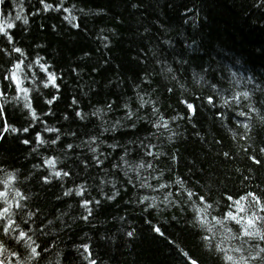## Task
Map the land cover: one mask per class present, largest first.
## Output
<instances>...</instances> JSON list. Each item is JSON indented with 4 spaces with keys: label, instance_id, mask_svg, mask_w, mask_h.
I'll return each mask as SVG.
<instances>
[{
    "label": "trees",
    "instance_id": "trees-1",
    "mask_svg": "<svg viewBox=\"0 0 264 264\" xmlns=\"http://www.w3.org/2000/svg\"><path fill=\"white\" fill-rule=\"evenodd\" d=\"M49 2H53L55 7L56 0ZM74 2L89 12L87 17L79 12L75 13L76 22L81 25L78 30L72 29L57 13L33 16V5L39 7L37 0H25L24 14L29 17V25L17 22V39L24 47L26 55H43L52 65L51 70L59 77L61 91L57 95L61 98L52 106L55 115L43 119L62 130L80 133V139L75 141L77 144L81 139H88L85 133H98L101 130V120L91 117L88 122L75 118L71 104L74 98L80 101L77 110L90 113L96 108H103L105 101L118 100L123 104L129 97L135 98V85L139 84L141 95L157 101V106L165 115L172 116L177 112L183 114V111H186L184 105L177 102L178 97L211 94L205 81L196 83L192 75L194 72L204 75L208 82L215 80L222 89H232L236 82L243 88L247 78L251 76H255L257 80L264 78V54H261V49H264V13L249 8L251 0H142L139 11L131 9L128 0ZM170 4H175L176 7H171ZM185 5L193 8L190 14L192 16L202 9L199 11V19L184 24L181 12L184 11ZM100 10L108 11L110 15L91 14ZM3 11L15 14V10L11 8V0H8V6H5ZM193 23L197 27H193ZM53 25L56 26V31L52 30ZM165 38L172 41L171 49L161 43ZM193 39L199 40L203 45L196 52L185 48V44ZM105 43L108 48L104 47ZM37 44L44 47L37 48ZM149 48L159 50V59L166 60L167 64L173 67L179 83L171 80V74H159L160 65L151 56ZM138 58H142L144 62L141 63ZM180 58L186 59L188 63H176ZM209 67L216 71L205 73L203 69ZM73 68L77 71H72ZM232 73L236 74L235 78ZM146 74L147 79L151 81L150 85L140 82ZM180 84H183L184 88H181ZM26 86L31 87L27 82ZM168 87H174L175 94L168 93ZM47 92L48 90L40 86L39 91L32 93L37 97L34 103L41 115L48 109L42 98V93ZM85 93L88 95L85 96ZM259 99L264 97L257 93L254 103ZM196 103L198 105L199 101ZM9 109V119L13 123H26L21 111L22 105H10ZM143 111L141 110L142 113ZM64 114H70L73 119L63 120ZM123 115V110L117 109L104 119L112 122ZM195 122L197 127L193 128L188 121H179L176 130L182 132L183 137L178 146L184 160L179 167L174 166L173 178L179 173L190 182V186L196 180L210 184L214 199L219 198L225 191L244 195L250 190L264 195V167L253 165L247 159L248 153L244 151L253 141H256L255 149L261 146L259 142L264 141V125L256 123L253 140L245 141L240 139L244 132L242 128H236L232 124L229 130L218 121L214 122L211 110L201 108ZM224 123L228 124V121ZM197 132L204 137L203 140L198 138ZM233 132L236 133V138H233ZM143 134L142 127L140 135ZM44 135L47 137L49 134ZM31 138L30 136L29 139ZM116 138L121 143H127L132 137L122 131L116 134ZM104 139L106 143L113 142L110 133L105 134ZM214 139L222 140V145L214 143ZM25 147L12 143L10 138L9 143L0 150V155L3 156L0 166L8 168L9 171L19 169L21 181L32 173L33 164L40 162V158L35 154L30 155V148L25 151ZM42 151L51 154L48 149ZM223 151L230 152L227 159L223 157ZM79 153L78 149L77 155ZM57 155L63 158L59 150ZM85 155L91 154L85 149ZM193 162L196 167L190 174L189 169L192 168ZM244 176L248 177L247 181L243 179ZM102 179L109 183L101 185ZM76 180L89 186L92 197L101 199H104L99 191L101 187L106 193H110L111 181L116 180L118 184H123L122 175L117 179L104 170L98 172L96 168L87 172L81 171ZM19 186L33 195L31 203L34 206L39 205L43 217L53 219L52 231L58 233L57 245L62 249L61 264H81L74 248L82 242L91 245L97 264H175L176 252L168 240L176 242L177 246H187L194 254L201 255L203 264H215V256L209 257L198 247L199 237L194 236L192 230L186 229L184 224L171 220L173 214L181 219L184 215L190 218V210L182 214L177 208L165 209L161 205L163 210L154 213L151 219L154 224L162 226V231L167 237L164 239L149 231V225L138 207L124 203L130 197L135 200L136 194L130 186L127 192L124 187L121 188V195L116 201L105 200L91 218V223L77 219L82 212L75 202L78 198L57 200L56 187L41 193L42 185L35 180ZM69 186H72L71 182ZM140 194L148 193L142 190ZM151 195L155 196L157 193ZM69 204L72 206L69 207ZM32 210L35 211V207ZM63 212L68 213L63 217L66 224L70 225L68 227L55 219ZM131 228H135L138 233L133 242H129L125 234ZM56 259L55 255L49 257L50 264H56Z\"/></svg>",
    "mask_w": 264,
    "mask_h": 264
},
{
    "label": "snow or ice",
    "instance_id": "snow-or-ice-1",
    "mask_svg": "<svg viewBox=\"0 0 264 264\" xmlns=\"http://www.w3.org/2000/svg\"><path fill=\"white\" fill-rule=\"evenodd\" d=\"M24 3L25 0H11V8L15 10L13 15L11 11H3V8L8 6V0H0V150L4 149V145L8 144L11 138L12 143L26 146L25 151L30 148L29 154H35L40 158V162L33 164L32 173L26 175L23 181L19 179V169L9 171L8 168L0 166V264H50L49 257L52 255L57 257L56 264H61L62 249L57 245L58 233L52 231L53 219L43 217L39 205L34 206L31 203L33 195L19 186L33 180L42 185L41 193H46L53 186L56 187L57 200L78 198L75 202L82 212L77 219L85 223H91V218L105 200L116 201L121 195V188L124 187L127 192L130 186L136 194L135 200L130 197L124 203L140 209L150 232L167 239L162 226L154 224L151 219L154 213L163 210L161 205L165 209L177 208L182 214L190 210L192 213L190 218L184 215L181 219L173 214L171 220L177 224L182 223L186 229L192 230V234L199 237L200 250L209 257L214 255L215 264H264V195L250 190L244 195L225 191L219 198L214 199L210 184L196 180L190 186V182L179 173L173 178L174 166L179 167L184 160L178 146L183 137V133L176 130L179 121H188L196 128V118L200 109L204 108L211 110L214 122L218 121L221 126L229 130L232 124L236 128H242L244 132L240 139L253 140L255 124L264 125V99L254 103L257 93L264 97V78L257 80L255 76H251L247 78L243 88L236 82L232 89H222L215 80L208 82L204 75L194 72L192 75L196 83L205 81L211 94L178 97L177 102L184 105L186 111H183V114L177 112L172 116H166L157 106V101L141 95L139 84L135 85V98L129 97L123 104L118 100L105 101L103 108H96L90 113L77 110L80 101L74 98L71 104L75 118L88 122L91 117L101 120L99 126L101 130L98 133H85L88 139H81L77 144L75 141L80 139V133L62 130L43 119L55 115L52 106L60 100L61 97L57 94L61 89L58 84L59 77L51 70L52 65L45 57L39 53L35 56L26 55L24 47L17 39L19 27L17 22L29 25V17L24 14ZM37 3L39 7L33 5V16L57 13L72 29L78 30L81 26L76 22V12L84 17L89 15V12L79 7L74 0H56L55 7L49 0H37ZM128 4L134 11H139L142 0H128ZM170 6L176 7L175 4ZM248 7L264 13V0H251ZM199 11L197 15L192 16L190 14L193 8L185 5L184 11L181 12L184 24L199 19ZM91 14L110 15L105 10ZM193 27L197 25L193 23ZM52 30L56 31L55 25L52 26ZM161 43L170 49L173 47L170 39H162ZM202 46L196 39L185 44V48L193 52ZM36 47L44 46L37 44ZM104 47L108 48V44L105 43ZM148 51L160 65L159 74H171V80L179 83L173 67L167 64L166 60L159 59V50L149 48ZM261 54H264V49H261ZM138 59L141 63L144 62L142 58ZM176 63L183 65L188 61L180 58ZM72 71L77 70L73 68ZM203 71L206 73L216 69L209 67ZM231 75L233 78L236 76L235 73ZM26 82L31 87L26 86ZM140 82L151 84L147 74ZM40 86L48 90L47 93H42L43 103L48 106L42 115L35 107L37 97L32 94L39 91ZM180 87L184 88V85L180 84ZM166 91L175 94L174 87H168ZM87 95L88 93H85V96ZM196 101H199L198 105ZM10 105H22L25 124L17 125L9 119ZM117 109L123 110V117L112 122L104 119ZM221 109L224 111H220ZM141 110H144L143 113ZM62 119L70 121L73 117L64 114ZM224 121H228V124ZM142 127L144 134L140 135ZM122 131L132 137L127 143H121L116 138V134ZM45 133L49 135L45 137ZM109 133L112 134V143H106L104 139L105 134ZM232 135L236 138L235 132ZM197 136L201 140L204 139L198 132ZM214 143L222 145V140L214 139ZM255 143L256 141H253L244 151L248 153L247 159L253 165L264 167V141L259 142L261 146L258 149L254 148ZM42 149H48L51 154H45ZM85 149L91 155H85ZM57 150L62 153L63 158L57 155ZM222 155L227 159L230 152L223 151ZM2 162L3 156L0 155V163ZM195 167L193 162L192 168L189 169L190 174L194 172ZM91 168H96L98 172L104 170L117 179L122 175L123 184L113 180L110 182L112 187L110 193H106L102 187L99 189L104 199L92 197L89 186L76 180V177H80L81 171L87 172ZM243 179L247 181L248 177L244 176ZM69 182L72 186H69ZM107 183L109 181L104 179L100 181L101 185ZM142 190L148 194L141 195ZM151 193L157 195L153 196ZM35 195L39 196L40 193ZM71 206L69 204V207ZM33 207L35 211L32 210ZM67 215V212H63L55 219L68 227L70 225L63 219ZM125 234L129 242H133L138 236L135 228L127 230ZM168 243L176 252L175 264H203L201 255L194 254L187 246H177L172 240H168ZM74 251L80 257L81 264H97L89 243H80Z\"/></svg>",
    "mask_w": 264,
    "mask_h": 264
}]
</instances>
